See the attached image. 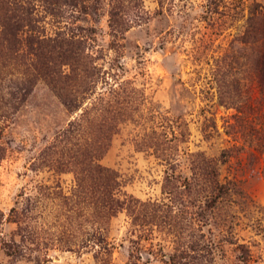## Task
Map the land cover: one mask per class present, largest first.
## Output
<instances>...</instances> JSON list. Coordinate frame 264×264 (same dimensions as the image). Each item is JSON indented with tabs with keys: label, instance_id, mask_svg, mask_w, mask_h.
Wrapping results in <instances>:
<instances>
[{
	"label": "rangeland",
	"instance_id": "rangeland-1",
	"mask_svg": "<svg viewBox=\"0 0 264 264\" xmlns=\"http://www.w3.org/2000/svg\"><path fill=\"white\" fill-rule=\"evenodd\" d=\"M263 22L264 0H0V264H264Z\"/></svg>",
	"mask_w": 264,
	"mask_h": 264
},
{
	"label": "trees",
	"instance_id": "trees-1",
	"mask_svg": "<svg viewBox=\"0 0 264 264\" xmlns=\"http://www.w3.org/2000/svg\"><path fill=\"white\" fill-rule=\"evenodd\" d=\"M116 13L114 11L110 12V28L111 30L114 32V34L117 33H122V24L117 22L115 20V16ZM251 28V27H250ZM248 29V31L246 32V34H244L243 43H247L249 42L248 38H249V32L252 33V41L258 43V51L254 57V70H255V75L258 81V84L260 86L264 87V22L261 23L258 27H253L252 29ZM238 109L243 111L244 107H241L240 105L238 106ZM83 117H82V121H83ZM82 121L81 119L76 121L73 120L71 121L67 128H65L63 130V134L66 137L71 136L75 131L80 130L81 125H82ZM2 151V148H1ZM4 153V151L2 152ZM0 158H2V154L0 153ZM219 191L222 190V186H218ZM2 217V213L0 212V220ZM94 243L96 245H100V247H102L103 249H105L106 251L108 250V245L106 242V239H104L100 228H97L96 231L94 232ZM102 245V246H101ZM245 259V258H244Z\"/></svg>",
	"mask_w": 264,
	"mask_h": 264
}]
</instances>
